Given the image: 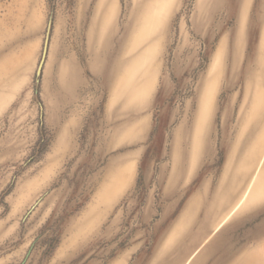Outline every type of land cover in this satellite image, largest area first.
Returning a JSON list of instances; mask_svg holds the SVG:
<instances>
[{
    "label": "rangeland",
    "instance_id": "1",
    "mask_svg": "<svg viewBox=\"0 0 264 264\" xmlns=\"http://www.w3.org/2000/svg\"><path fill=\"white\" fill-rule=\"evenodd\" d=\"M0 264H264V0H0Z\"/></svg>",
    "mask_w": 264,
    "mask_h": 264
},
{
    "label": "water",
    "instance_id": "2",
    "mask_svg": "<svg viewBox=\"0 0 264 264\" xmlns=\"http://www.w3.org/2000/svg\"><path fill=\"white\" fill-rule=\"evenodd\" d=\"M50 26H51V18H49V21H48V25H47V29H46L45 37H44V41H43L41 58H40V61L38 63L37 69H36L35 92L37 91V86L39 84L42 67H43L45 57H46V53H47V49H48V43H49V37H50ZM38 201H36V203ZM35 204L31 207V209L35 206Z\"/></svg>",
    "mask_w": 264,
    "mask_h": 264
},
{
    "label": "bare ground",
    "instance_id": "3",
    "mask_svg": "<svg viewBox=\"0 0 264 264\" xmlns=\"http://www.w3.org/2000/svg\"><path fill=\"white\" fill-rule=\"evenodd\" d=\"M245 194V193H244ZM244 196V195H243Z\"/></svg>",
    "mask_w": 264,
    "mask_h": 264
}]
</instances>
